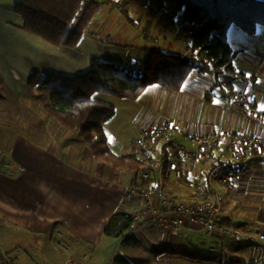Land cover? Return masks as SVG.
Segmentation results:
<instances>
[{"label": "crops", "instance_id": "1", "mask_svg": "<svg viewBox=\"0 0 264 264\" xmlns=\"http://www.w3.org/2000/svg\"><path fill=\"white\" fill-rule=\"evenodd\" d=\"M12 3L0 0V79L5 85L3 93L5 97L12 96L22 101L37 96L35 93H38L40 88L33 90L28 84L29 78L36 73L71 79L87 73L95 58L115 64L131 59L127 52L116 54L119 47L107 45L106 41H113L119 36L120 30L115 29L116 21L108 9L102 11V6L90 25L89 32L82 37L76 47L67 48L52 45L23 30V22L16 14ZM4 7L8 14L3 17ZM135 33L136 29H133L128 39L131 40ZM227 37L230 46L239 51L235 69L240 77L233 81L221 79L218 85L217 79L210 71H202L191 75L180 92L172 93L160 86L151 87L147 104L142 106L136 115V134L132 139L133 143H137L136 140L145 126L162 121H170L180 127L183 133L195 136L209 134L212 131L230 130L264 137V28L260 27L256 33L250 35V43L243 42L242 37L232 42L230 30ZM188 43L189 39L184 45L175 44L174 41L172 47L174 51L187 53ZM147 45L148 41L145 40L143 51ZM150 46L154 48L155 45L150 43ZM228 83L233 89L228 87ZM40 112L39 109H33L30 115L35 116ZM32 123V127L28 125V132L42 136L45 140H37L34 145L30 140H24L22 146L38 148L41 155L45 154L40 155L41 163L44 160L47 163H61L69 171V175L70 172L74 173L76 186L68 184L67 181L59 182L57 179L51 182L42 180L39 189L44 200L37 201L34 207L17 202L14 192L9 195L8 190L0 187V224L18 225L27 229L61 224L63 230L59 229L61 230L59 232L64 236L62 242L68 236L73 237L72 235L75 240L78 239L72 246L73 262L84 264L78 256L83 260L89 258L100 244V239H91L89 234L93 230L97 234H103L106 226L103 224H107L112 215L117 212L128 214L132 211L134 204L124 201V198L127 188L133 181L134 173L109 167L93 156L85 144L81 148V141L76 139L75 142L71 138L74 133L67 131L55 121L42 124L36 120ZM62 130L68 133L64 134ZM177 139L186 144L182 135ZM77 148L78 153H75ZM114 148L120 155H137V149L131 152L130 147L126 145L123 148L121 146ZM226 157L227 155L213 152L206 158L184 162L182 170L173 165V161L168 158L169 167L163 177L165 186L176 198L188 201L193 192V179L205 177L214 167L223 164ZM8 163L9 160L5 157L0 159V177L9 179L11 183H14L13 180L23 182V178L29 173L26 165L18 164L15 172L13 170L11 172V168L7 167ZM67 180L72 181L70 177ZM220 190L226 201L225 216L228 224L245 231L264 232V156L246 162L233 186L221 187ZM114 191L118 193L114 201L111 202V196H107L106 200L100 198L102 193L109 194ZM102 200L103 202L99 203ZM103 208H106V213L100 217L103 226L97 228L87 226L91 224L89 220L95 211ZM70 212L74 218L69 216ZM81 226L85 227L86 234L76 231ZM142 229L140 234L148 228ZM154 231L153 236L146 237L153 245L166 241L165 237L170 241L168 244L172 242V237L170 235L168 237L162 230L155 228ZM65 243L67 245V242ZM229 248L242 260L257 257L264 259V248L257 244L254 246L243 241L233 242ZM68 252H71L70 248ZM122 255L132 263L124 253ZM14 260L19 263L17 257Z\"/></svg>", "mask_w": 264, "mask_h": 264}, {"label": "trees", "instance_id": "2", "mask_svg": "<svg viewBox=\"0 0 264 264\" xmlns=\"http://www.w3.org/2000/svg\"><path fill=\"white\" fill-rule=\"evenodd\" d=\"M108 1L116 3L123 0ZM168 1L182 9L186 25L196 27L189 35L187 53L157 46L146 48L143 51L146 53L145 58L138 63L129 59L125 65H118L95 58L90 70L81 76L68 79L36 73L28 80L31 89L40 88L41 92H50V97L42 105L47 115L67 131L77 135L80 133L92 155L111 168L130 173L150 169L136 155H120L113 150L104 124L115 115V107L96 98L97 95L135 101L151 86L180 92L191 75L202 71H210L218 85L221 79L233 81L240 75L235 69L239 51L230 46L227 37L231 26L250 35L256 33L258 28H264L262 0ZM14 9L23 22V30L29 34L55 46L73 48L89 32L101 5L94 0H20ZM133 63L140 67L137 70L134 66L132 68ZM165 158L166 170L169 167L167 153ZM135 230L132 217L117 212L104 227V234L112 239H121L124 255L135 264H142L134 254L139 242L130 233ZM167 253L191 261L226 264L221 257L203 255L182 246L168 244L155 250V263L143 264H162L159 257ZM119 255L111 264H132L123 255Z\"/></svg>", "mask_w": 264, "mask_h": 264}, {"label": "rangeland", "instance_id": "3", "mask_svg": "<svg viewBox=\"0 0 264 264\" xmlns=\"http://www.w3.org/2000/svg\"><path fill=\"white\" fill-rule=\"evenodd\" d=\"M19 1L20 0H4V2H8L9 4L13 2L12 4L14 7ZM94 1L100 3L102 11L108 9L109 13L112 15L111 17L116 21L115 29L117 31L120 30L119 36H116L113 41H106L107 45L119 47L117 48L119 52H116L118 55L120 52H127L132 62L135 63L143 60L146 56V53L142 50L145 40L148 41L147 48H153L150 46V43H153V45H155L154 47L160 46L167 48L169 46V50H174V47H172V44L174 46V41L175 44L181 43L184 45L186 41H188V36L196 30L195 26L191 27L184 23L182 9H179L174 2L168 0H123L117 1L116 3H110L108 0ZM119 6H121V9H119ZM2 9L4 10L2 13L4 17L8 14V11L5 10V7ZM8 17L10 18L11 16ZM133 29H136L135 36L129 40L128 38ZM230 36L232 37V42H235V39L238 37H242L243 42L250 43V35L241 32L236 26H231ZM126 40L129 41L125 42ZM126 63L125 61L117 64L125 65ZM131 66L132 68L134 66L136 70L140 67L139 64L134 63L131 64ZM1 80L2 79H0V157H5L9 160L7 167L11 168V172L12 170L15 172L18 164H23L24 166L26 165L29 173L23 178V182H16V180H13L14 183H11L9 179L0 177V187H2L3 190H8L9 195H11V192H14V197L17 202L34 207L37 201L44 200V197L40 196V181L46 180L51 182L57 179L59 182L67 181L69 182L68 184L76 186L74 182L75 175L73 172H70L69 175V171L64 168L61 163H47L45 160L41 163L40 157L42 155L45 156V154L41 155L38 148L35 149L34 147H27L26 145H24V147L22 146L24 140H30L32 145H34L37 140H45L42 136L29 133V124L32 127V122L35 123L36 120L41 121L42 124L48 121H55L51 119L44 108H42L43 102L47 101L50 97V92L48 90H43V92L39 91L35 93L37 96H32L33 98L30 97L28 100L22 99V101H18L12 96H3L5 85H3ZM151 87L147 88L146 92L135 101L127 99L120 100L110 95H97L96 98L102 99L109 104L111 103L115 107V115L104 124V130L106 131L109 143L114 151H117L114 147L121 146L123 148L124 145L129 146L131 152L136 151V143L132 142L136 134L135 119L137 113L142 109V106L147 104L152 90ZM33 109H39L41 112L35 116H31L30 112ZM62 131L64 134L68 133L65 130ZM71 138L74 141L79 139L82 142L79 141L81 148L85 146L81 140L80 133L79 135L74 133V136L72 135ZM74 141H72V143ZM75 153H78V148ZM117 153L119 154L118 151ZM69 177L72 181L67 180ZM117 195L118 193L115 191L109 194L102 193L100 198L106 200L107 196H111L112 202ZM103 200L99 203H102ZM105 213L106 208L96 210L89 220L91 224L87 226H92L94 228L100 227V217ZM68 214L70 217L74 218L72 212ZM103 225L106 224L104 223ZM61 228H63L61 224H53L52 226L41 225L40 227L34 226L28 229L18 225L8 226L0 224V257L2 258L6 255L12 259L17 257L19 260L18 264H69L74 261V257H72V246L76 244L78 239L75 240L74 235H72L73 237H66L63 245H66L65 242H67L66 247L70 248L71 252L64 251L59 245V231L63 230ZM147 228L148 229L142 234L140 233L144 229L138 232L131 231L130 233L132 237H135L138 240L137 242H139L138 245L135 246V253H133L136 254L137 261L142 264L146 262L155 263V250L170 242L169 239L165 237L166 241L157 242L153 245L147 241L146 237L153 236L155 234V228ZM76 231L80 234H86L85 227L83 226ZM79 237L81 238V236ZM89 237L91 239H100V244L97 245V248L89 258L83 260L78 256L79 260L81 259L84 264H111L120 256L119 254H123V243L121 239H112L107 237L104 233L97 234L94 230L89 234ZM171 237L172 242L168 245L174 247L182 246L189 250L191 249V251L200 252L203 255L210 254L208 249L211 238L206 234L192 233L189 234L187 238H182L180 236ZM159 261H161L162 264H210L202 260L191 261L168 253L159 257ZM132 264L135 263L132 262Z\"/></svg>", "mask_w": 264, "mask_h": 264}, {"label": "built area", "instance_id": "4", "mask_svg": "<svg viewBox=\"0 0 264 264\" xmlns=\"http://www.w3.org/2000/svg\"><path fill=\"white\" fill-rule=\"evenodd\" d=\"M121 9V6H119ZM228 87L233 86L228 83ZM186 142L182 143L177 137ZM137 158L146 162L149 171L134 173L127 188L124 201L133 203L128 214L133 219L135 231L153 227L167 236L187 238L192 233H202L213 238L209 244L210 254L221 257L226 264H264L263 258L241 259L229 248L233 242H247L264 248V232L245 231L226 221V201L221 187H232L242 166L264 156V137L230 130L212 131L195 136L183 133L170 121L151 123L144 127L137 138ZM213 152L227 155L225 162L216 166L201 179H193L190 200H180L165 186V153L179 170L188 160H200ZM60 248L63 245L62 234ZM1 256V248H0ZM0 264H16L15 260L0 257ZM69 264H81L70 262Z\"/></svg>", "mask_w": 264, "mask_h": 264}, {"label": "water", "instance_id": "5", "mask_svg": "<svg viewBox=\"0 0 264 264\" xmlns=\"http://www.w3.org/2000/svg\"><path fill=\"white\" fill-rule=\"evenodd\" d=\"M2 161V160H1ZM1 163H3V161L1 162ZM131 263V262H130Z\"/></svg>", "mask_w": 264, "mask_h": 264}]
</instances>
